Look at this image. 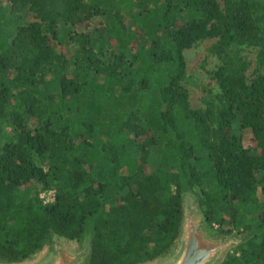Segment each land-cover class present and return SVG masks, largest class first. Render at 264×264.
Returning <instances> with one entry per match:
<instances>
[{"label": "trees", "instance_id": "16d2710c", "mask_svg": "<svg viewBox=\"0 0 264 264\" xmlns=\"http://www.w3.org/2000/svg\"><path fill=\"white\" fill-rule=\"evenodd\" d=\"M206 40L218 91L193 109L184 52ZM188 192L241 236L221 264H264V0H0V264L54 238L84 264L166 260Z\"/></svg>", "mask_w": 264, "mask_h": 264}, {"label": "rangeland", "instance_id": "374dc122", "mask_svg": "<svg viewBox=\"0 0 264 264\" xmlns=\"http://www.w3.org/2000/svg\"><path fill=\"white\" fill-rule=\"evenodd\" d=\"M124 23L128 24L129 22L127 19L124 18ZM104 25L105 22H101L99 21L98 18H96L95 20H92L90 26L86 29L85 32L98 33L102 30ZM112 40H110V42L114 44ZM214 43H215L214 40H206L203 42H199L197 45L193 46L192 48L184 52V57L186 61V73H187V80L184 83V86L189 92V102L191 108L193 109L202 108V103L200 100V91H199L200 86L208 85L214 92L218 91L215 82H213L210 79L209 75L207 74V71L214 70L219 64L215 56H213L209 51ZM57 50L59 52H64L65 51L64 45H59L57 47ZM256 53H257V49L254 48H246L242 53V55L245 58H247V60L251 63V68L250 71L248 72L249 76H251V72L254 67ZM243 141H244L243 142L244 146L246 148L251 149L254 147L250 131L244 132ZM155 165L156 164L154 163L153 166ZM47 190L48 189H44L39 194V199L41 203L48 199V196L44 195V193ZM40 196L42 199L40 198ZM183 201H184L183 229L179 243L177 244L176 249L173 253L174 256H172L171 258H166V260L158 261L153 264H168L178 255L182 247L186 220L189 218L190 215H193L194 219L200 223V230H199L200 235L207 243H219L221 241H224L225 239H228V238L222 239L221 237L216 236L214 231L209 229L206 226V224L203 223V215L197 204L196 192L186 193L183 196ZM240 241H241V236L235 235L233 242H231L228 246H226L223 249V251L210 264H221L225 256L233 252L235 247L240 243ZM86 249H87V244L85 243V241L80 243H75V242L65 241L64 239L54 238L51 245L45 247L42 251L37 253L32 259L20 264H47L54 257V254L60 251L70 259H76L80 257L81 259L79 261V264H84L86 257L85 252L87 251Z\"/></svg>", "mask_w": 264, "mask_h": 264}, {"label": "water", "instance_id": "95a60500", "mask_svg": "<svg viewBox=\"0 0 264 264\" xmlns=\"http://www.w3.org/2000/svg\"><path fill=\"white\" fill-rule=\"evenodd\" d=\"M200 223L190 215L186 220L182 247L178 255L168 264H210L222 251L233 242L232 238L219 243H207L200 235ZM80 257L68 258L57 252L47 264H79Z\"/></svg>", "mask_w": 264, "mask_h": 264}, {"label": "built area", "instance_id": "2783aa9c", "mask_svg": "<svg viewBox=\"0 0 264 264\" xmlns=\"http://www.w3.org/2000/svg\"><path fill=\"white\" fill-rule=\"evenodd\" d=\"M44 195H47L48 196V199L46 201L42 202L43 203V206L52 204L55 201V195H56L55 189H48L44 193ZM40 198H41V196H40Z\"/></svg>", "mask_w": 264, "mask_h": 264}]
</instances>
